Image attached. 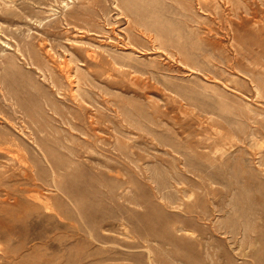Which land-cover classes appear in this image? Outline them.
<instances>
[{
  "label": "rangeland",
  "instance_id": "obj_1",
  "mask_svg": "<svg viewBox=\"0 0 264 264\" xmlns=\"http://www.w3.org/2000/svg\"><path fill=\"white\" fill-rule=\"evenodd\" d=\"M0 264H264V0H0Z\"/></svg>",
  "mask_w": 264,
  "mask_h": 264
},
{
  "label": "bare ground",
  "instance_id": "obj_2",
  "mask_svg": "<svg viewBox=\"0 0 264 264\" xmlns=\"http://www.w3.org/2000/svg\"><path fill=\"white\" fill-rule=\"evenodd\" d=\"M154 37V36H153ZM69 78V77H68Z\"/></svg>",
  "mask_w": 264,
  "mask_h": 264
}]
</instances>
